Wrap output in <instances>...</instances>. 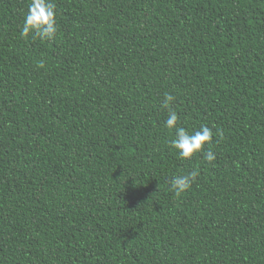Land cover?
Returning a JSON list of instances; mask_svg holds the SVG:
<instances>
[{
	"label": "trees",
	"instance_id": "1",
	"mask_svg": "<svg viewBox=\"0 0 264 264\" xmlns=\"http://www.w3.org/2000/svg\"><path fill=\"white\" fill-rule=\"evenodd\" d=\"M29 2L0 0V264H264V0H54L53 40ZM166 93L214 133L191 159Z\"/></svg>",
	"mask_w": 264,
	"mask_h": 264
},
{
	"label": "clouds",
	"instance_id": "2",
	"mask_svg": "<svg viewBox=\"0 0 264 264\" xmlns=\"http://www.w3.org/2000/svg\"><path fill=\"white\" fill-rule=\"evenodd\" d=\"M58 31L56 21V4L54 0H30L21 28V36L38 37L41 40H53ZM39 68L44 67V63L38 64ZM175 97L169 93L164 95L162 107L168 109V116L165 120V127L174 130V138L169 141V146L175 150L181 159H191L197 153L204 149L205 145L213 142V131L206 125H201L199 129L189 132L185 127L180 126L179 116L171 108V102ZM203 158L206 162L211 163L216 159L215 153L210 149L204 151ZM199 175L198 170L194 169L187 174L172 176L169 181L171 190L177 196L191 189Z\"/></svg>",
	"mask_w": 264,
	"mask_h": 264
}]
</instances>
